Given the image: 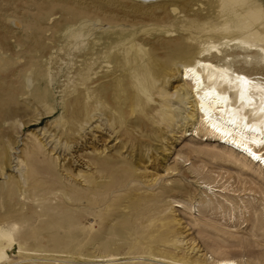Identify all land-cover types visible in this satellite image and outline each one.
I'll use <instances>...</instances> for the list:
<instances>
[{"label": "rangeland", "instance_id": "rangeland-1", "mask_svg": "<svg viewBox=\"0 0 264 264\" xmlns=\"http://www.w3.org/2000/svg\"><path fill=\"white\" fill-rule=\"evenodd\" d=\"M214 1L0 0L2 264H264L262 168L206 140L176 90L207 45L264 74L238 33L207 34Z\"/></svg>", "mask_w": 264, "mask_h": 264}, {"label": "bare ground", "instance_id": "bare-ground-1", "mask_svg": "<svg viewBox=\"0 0 264 264\" xmlns=\"http://www.w3.org/2000/svg\"><path fill=\"white\" fill-rule=\"evenodd\" d=\"M140 1L147 3L166 0ZM214 2L216 4L219 2L220 10L217 19L223 20V30L211 29L207 34L220 36L223 33L229 35L238 33L239 36H235L229 42H235V47L244 53L256 52L261 55L258 63L252 62L246 56L244 62L247 64L248 60L251 65L264 64V0H251L252 9L246 7V2L241 0H216ZM255 12L256 15L253 16L252 13ZM246 15L253 16H249L251 19L255 18L252 26L246 24V20L243 21L242 18ZM235 19L239 22L234 21ZM259 22H262L261 26H257ZM245 33L249 37L244 36ZM198 48V56L176 67L179 82L188 86V89L177 88L176 90L192 98L199 119L198 124L206 132V140H213L230 151L238 152L249 163L258 164L264 172V74L254 75L247 74L243 70H231L229 57L232 55L223 53L218 46L207 45ZM181 50L175 49L170 53L174 52V56H177L180 55ZM169 69L168 67L167 70ZM205 189L210 190L211 187L206 186ZM191 254L185 253L183 259H177L178 255L174 258V256H161L152 252L149 256H142L140 259L147 260L151 264L155 262L208 264L202 257H195ZM6 258L5 247H0V264ZM116 260V258H109L105 261L113 263ZM19 261L22 262V260ZM5 264H12V262Z\"/></svg>", "mask_w": 264, "mask_h": 264}]
</instances>
